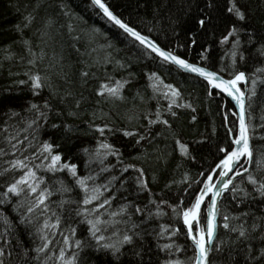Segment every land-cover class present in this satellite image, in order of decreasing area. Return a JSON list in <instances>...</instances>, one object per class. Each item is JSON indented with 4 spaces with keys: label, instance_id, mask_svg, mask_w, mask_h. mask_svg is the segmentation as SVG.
Instances as JSON below:
<instances>
[{
    "label": "trees",
    "instance_id": "1",
    "mask_svg": "<svg viewBox=\"0 0 264 264\" xmlns=\"http://www.w3.org/2000/svg\"><path fill=\"white\" fill-rule=\"evenodd\" d=\"M38 2L40 7L36 9ZM105 2L121 19L138 27L143 34L150 35L162 47L167 45L177 54L215 71L231 65V42L221 41L232 24L256 32V40L253 43H248V37L241 35L245 58L243 61H237L235 70L245 71L250 78L257 80L255 95H251L250 81L248 86L250 98L247 101V119L254 153V163L250 172L258 180L264 179V73L257 72V69H264V54L261 51V46L264 45V0H240L249 16L248 22L243 25L224 10L228 0H217L215 11L205 8L206 0H105ZM58 5L66 6L71 15L65 16ZM201 9L209 11L213 16V23L206 29L197 30L195 19ZM29 13L35 15L36 19L29 28H24V18ZM48 17L55 21L51 27H46ZM69 24L73 28L71 32L68 29ZM16 25L23 31H18ZM95 29L99 31L96 32ZM193 33L197 39L195 45L191 44ZM25 40L31 42L32 52L36 57L28 52ZM109 44L111 47H108ZM138 47V45L133 47L122 35V30L114 27L99 14L92 7L91 0H0V149L6 153L0 155V172L10 167L9 161L31 156L43 141H50L54 145H60L58 151L62 153L63 161L78 165L79 176L96 177L97 185L112 181L108 185L112 191L105 192L104 196L114 195L115 199L112 200L110 208L106 206L100 210L105 220L109 219L108 212L118 210L122 204L129 201L139 204L142 209L148 205V208L155 212V208L149 204L151 194H155L157 201L163 197L169 206H175L181 199L188 205L193 189L202 185L188 188L187 183L182 182L185 175L190 178L189 182L203 180L204 177L200 176V173L207 174L210 168H214L223 156L219 149L228 147L232 135L236 134L238 118L233 113L237 111L234 104L219 92L213 90L212 96L209 97L206 82L202 79L175 66H161L157 61L144 55ZM41 53L43 56L37 59L35 65L29 63V60L40 57ZM201 53L207 56V60H201ZM106 58H110L112 63H105ZM116 61L130 67L127 70L120 69ZM85 71L89 76L82 78L81 73ZM37 72L51 78L49 83L52 88L45 87L39 96H34L30 90L31 82L24 85L18 82L28 81L29 75ZM129 72L134 74V79L124 90L123 102L105 101L96 94L100 85L108 82L109 76L119 80L128 77ZM152 72L158 73L165 84H172L181 90L184 100L179 101L180 103H191L195 108V112L192 109H178V120L169 118L167 113L165 118H169L173 129L181 134L179 138L189 142L190 151L196 160L181 159L172 136L162 125L152 127L153 134L163 131L164 136L155 135L151 144L142 141L140 145L133 147L135 141L119 132L109 136V143L123 153L121 158L123 165L135 164L144 168L149 180L150 194L139 191L132 183L136 175L134 171L122 174V166L116 158L110 156L101 161L94 156H85L80 149L88 147L91 150L97 144L99 134L90 131L88 127L92 122L101 125L108 123L118 129L139 128L143 131L140 126L147 127L143 114L149 111L154 113L158 106L157 99H150L153 92L147 77ZM221 74L229 77L225 73ZM53 90L58 95H53ZM66 91L72 92L73 96L67 97L65 102L61 103L60 97ZM137 93L143 97V101L137 97ZM77 99L81 100L79 109L74 107ZM45 100H49L53 108L48 115V122L45 124L40 121L38 128L35 126L28 128V122L34 118L29 111L30 104L42 105ZM159 104L162 108L166 107L167 101L160 99ZM70 111L77 112V115L70 116L68 114ZM13 112L18 115L13 116ZM57 112L62 115H56ZM225 112L229 114L227 120L224 119ZM93 113L96 117L94 121ZM193 116L196 117L195 120L192 119ZM129 117L133 118L131 122ZM52 124H59L61 127L55 129L51 127ZM65 124L79 129L73 135L71 143L68 142L64 131ZM229 128L233 129V133L228 132ZM9 135H16L18 139L24 140L22 145L17 146L19 151L14 152L11 148L8 143ZM12 143L16 141L13 140ZM29 143L32 144L31 148ZM158 156L162 158L158 160ZM33 163L41 162L34 160ZM23 171L15 169L0 175V247L11 252V256L5 255L2 258L4 264H61L58 259L59 250L64 247L61 233L67 235L69 228L76 229L72 241L79 239L93 245L89 247L86 244L79 251L78 264H165L166 261L193 264L194 246L182 222L171 212V207L162 206L167 215L146 220L145 223H141L137 215H133L132 221L140 225L137 230L141 231L142 235L147 230L150 235L144 236L143 241L138 240L135 246L125 245L118 258L113 256L110 250H98L87 230L89 226L84 222V217L77 215L83 208V191L67 171L53 173L42 167L37 171V175L43 176L45 180L41 187L46 185L54 193L46 202L50 208L46 216L55 213L61 224L59 231L48 230L49 238L53 241L49 250L37 253L35 250L42 243L38 230L46 216L41 215L39 209L34 213H27L26 209L33 203L35 195L27 192L19 197L13 194L4 195L7 186L19 179ZM246 176L239 179L236 184L239 188H246L249 193H253L255 199H247L240 203L225 193L223 202L220 203L219 225L224 223L223 215L240 216L244 212L250 213L248 217L243 218L246 220V226L253 222L264 223L260 219L264 217V198L253 192V186L247 182ZM113 177L118 179L113 180ZM60 182L70 190L57 191ZM88 183L91 186L93 182ZM99 202L94 201L88 207L92 208ZM205 212L206 208L202 207V216ZM94 215L90 214L89 218H94ZM25 217L31 222L25 220ZM5 220L8 221L7 225L4 223ZM50 222L54 223L55 217ZM229 223L231 227L239 221L230 220ZM204 224L205 221L202 219L201 226ZM161 225L178 227L179 232L171 240L167 236L158 237L156 230ZM130 227L131 222L127 225L109 226L104 234L110 236L113 228L123 230ZM194 230H197L196 225ZM254 235L258 236L259 230ZM221 241L223 245L220 246V251H217L216 246L220 245ZM164 243H174L173 249L162 250L161 246ZM244 246L237 240V233L219 227L210 255V264H245ZM252 246L261 247L260 241H253ZM73 250L74 245L73 249L66 252V256L71 255ZM136 252H139L140 256L136 255Z\"/></svg>",
    "mask_w": 264,
    "mask_h": 264
},
{
    "label": "snow or ice",
    "instance_id": "2",
    "mask_svg": "<svg viewBox=\"0 0 264 264\" xmlns=\"http://www.w3.org/2000/svg\"><path fill=\"white\" fill-rule=\"evenodd\" d=\"M91 5L95 8L99 14H102L104 18L107 19L114 27L122 30V35L127 38L133 47H138V50H141L144 55L149 59L157 61L161 66H175L176 68L183 70L187 73L194 74L196 77L202 79L206 82L207 95L212 96L213 90H219L220 93H226L228 97H231L236 104L239 106L238 113H233L238 118V126L236 129V134L232 135L228 147H222L219 151L223 154L222 158L219 159L218 163L215 164L214 168H210L208 173H200V176L204 177L203 180H191L189 182V177L185 175V178L182 182L187 183L188 188H192L193 185H202L193 189L192 198L189 200L188 205L184 204V201L181 199L175 206H169L167 200L160 198L159 201L155 198V194H151V189L149 187V180L145 174L143 167H137L135 164L123 165L122 156L123 153L112 143H109L108 137L114 136L117 132L121 133L124 137L132 138L136 145H140L141 142H147L149 144L155 139V135L164 136V132L153 134V126H164V130L168 132L179 151L181 159H187L190 161H195L196 157L192 155L189 142L182 141L180 133L176 132L173 129V124L170 122L169 118L175 120L179 119L178 109H192L195 112L191 103H180L179 101L184 100L183 93L179 88L172 84H165L163 79L159 76L158 73L152 72L148 74V80L150 81L149 87L152 89L153 96L150 99H157L158 106L155 112H145L144 119L147 122V127L144 128L143 125L140 127L143 128L141 131L139 128H132L131 130L118 129L114 128L108 123L95 124L94 122L89 123L88 127L90 131L98 133L99 138L97 139V144L95 148L89 149L88 147H83L80 149L81 153L85 156H94L96 159H106L107 157H114L121 164L122 174L128 173L130 170L136 173L135 177L132 180V183L137 187L139 191L150 193L149 204L155 208V212H152L148 205H145L142 209L139 204H135L131 201L128 203L122 204L118 210L108 212L109 219L105 220L102 218L103 213L100 212L101 209L111 207L112 200L115 199V196L105 197V192H111L112 189L109 188V184L112 181H109L108 184L97 185L95 183L96 177L87 176L81 177L78 175V165L75 163H70L63 161V155L58 151L60 148L59 144L54 145L50 141H43L37 151H34L31 156H25L23 159L16 158L13 161H9V168L4 169L3 172H0V175H4L6 172L15 169L24 170L23 174L19 179L14 180L11 184L7 186L5 196L13 194L17 197L21 196L24 193L34 194L35 199L33 203L27 207V213H34L37 209L40 210L41 215H45L50 211L49 205L46 203L49 198L54 194L51 188L48 186L41 187L42 184H45L43 176H38L37 171L42 167L49 172H64L67 173L74 179L75 184L83 191L84 197L82 200L83 208L81 211L77 212V215L84 217V222L89 226L88 232L91 234V238L95 241V247L98 250H110L113 256L118 258L121 253V249L125 245L135 246L137 241H143L144 236L150 235L147 230L144 231V234H141V231L137 229L140 228L139 224H136L132 221V216L137 215V219L141 223H145L146 220H153L155 217H160L167 215L162 210V206L171 207V212L176 217L177 220L181 221L184 226H186V234L190 237L192 244L194 246V256L193 264H210L209 254L212 251V242L214 239H217V229L218 227H223L226 230L237 233V240L243 243L244 253H245V264H264V223L257 224L253 222L250 226H246V220L243 218L248 217L250 213L244 212L240 216H231L223 215L222 219L224 223L222 225L217 224V217L221 215L219 204L223 202L224 194L228 193L233 200H239L240 203H244L247 199H255L253 193H249L246 188H239L234 181L237 177H244L247 173L246 180L253 186V192L259 195L261 198H264V179L258 180L254 176L248 167H245L242 161L247 162L248 164L252 163L253 158V149L250 144V125L246 119V92L243 91L240 87V84H248L249 81L252 84L251 95H255V85L257 80L255 78H250L244 71H236L235 66L237 61H243V42L241 41V35H246L248 37V43H253L256 40V32L249 31L246 27H237L236 24H232L227 31V34L223 37L221 43L231 42L230 49V59L231 65L225 67L220 71H215L209 69L208 67L202 66L198 63L189 62L188 59L183 58L178 55L174 49L168 47L167 45L161 46L160 43H157L155 39H152L150 35L143 34L138 27L132 26L130 23L125 22L117 14H115L109 7L108 3L105 0H91ZM40 7L38 2L36 9ZM62 8L63 14L65 16H70L71 12L67 9L66 6L58 5ZM205 8L211 11H215L217 8V0H206ZM231 17H233L238 23L243 25L248 22L249 16L245 7L240 3V0H228V4L224 9ZM35 11V9H34ZM199 15L195 19L197 30L206 29L209 25L213 23V16L209 14V11H204L203 9L199 10ZM36 19V16L32 13H29L25 16L24 28H29L32 22ZM55 23L52 17H48L46 20V27H51ZM18 31H23L19 25H16ZM69 31H73L72 25H68ZM94 31L98 32V29ZM151 31V29H149ZM79 39V37H75ZM197 43L196 34L193 33L191 44L195 45ZM24 44L27 47L28 52L36 57V54L32 52L31 42L28 40L24 41ZM108 47H111L109 44ZM95 51V49H93ZM262 54H264V45L261 46ZM43 53L40 57L29 60V63L35 65L37 59H41ZM10 58V57H9ZM201 60H207V56L204 53H201ZM105 63H112L110 58L105 59ZM116 65L120 69L127 70L130 65L116 61ZM257 72L264 73V69H257ZM225 73L229 78H224ZM95 75V74H93ZM89 76L87 71L81 73L82 78ZM134 79V74L129 72L128 77H122L119 80H116L114 77L109 76L108 82L102 83L97 90V95L105 101H120L125 100L124 90L125 88L132 83ZM50 77L42 76L39 72L29 75L28 81L21 80L18 83L20 85L30 83V90L34 96H39L40 92L48 87L52 88ZM53 95H58V93L53 90ZM137 97L143 101V97L139 93L136 94ZM73 96V93L66 91L64 95L60 97V102L64 103L67 97ZM135 98V97H134ZM162 99L167 101V106L163 107L159 104V100ZM99 103V101H98ZM81 105V100H75L74 107L79 109ZM29 111L33 114L34 118L28 122L27 127L33 128L39 127L40 121L43 123L48 122V115L53 111L52 104L49 100H45L42 105L31 103L29 106ZM165 113L169 118H165ZM70 116H76L77 112L70 111L68 113ZM13 116L18 115V113L13 112ZM56 115L60 116L62 113L57 112ZM228 113H224V119H228ZM154 117V118H153ZM95 113H93V121L95 120ZM103 119V117H101ZM132 117H129V122L132 121ZM138 119V117L136 118ZM193 120L196 119L195 116L192 117ZM52 128L60 129L61 125L52 124ZM7 131V129H5ZM64 131L67 135L68 142H72V137L76 134L79 129L75 128L73 125L65 124ZM229 133H233V129H228ZM108 135H105V134ZM79 138V137H77ZM167 138V137H165ZM27 139V137H25ZM15 140L16 143H12ZM8 143L11 145V148L15 151H19L18 145H22L24 140H20L16 135L8 136ZM32 147V144L29 143V148ZM0 155H6V153L0 149ZM162 156H158L157 159H161ZM34 160H39L40 164H34ZM48 161V163H44ZM166 162V160H165ZM115 167V166H113ZM101 171H107V169H101ZM214 177L216 179L214 180ZM118 179V177H113V180ZM88 181H92L90 186ZM168 187V185H165ZM70 189L60 182V187L57 191L66 192ZM104 197L103 199H101ZM94 201H100L95 204L94 207L89 208L88 205H92ZM63 203V202H62ZM202 207L206 208V212L202 216ZM90 214H95L94 218H89ZM55 217V222H50L52 218ZM116 217L121 219L117 220ZM205 221L204 226H201V220ZM261 221H264V217L260 218ZM25 220L30 219L25 217ZM230 220L239 221L235 226L230 227ZM131 222L130 228H125L123 230L119 228H113L112 234L106 236L104 232L108 230L109 226L114 225H127ZM5 225L8 224V221L5 220ZM61 220L55 213H52L51 216H46L42 226L39 228L41 233V246L36 248L37 253H44L49 250V246L52 244V239L49 238L48 230L59 231ZM196 225L197 230L193 231V225ZM259 230V235H254ZM7 231V227L5 228ZM179 232L178 227H172L171 225H161L156 230L158 237H165L169 240ZM76 234L75 228H69L68 234L63 236L62 243L64 247L60 248L58 259L61 264H78L79 251H81L84 246L87 244L89 247L93 245L89 244L87 241H82L76 239L72 241V237ZM259 240L261 247L253 248L252 242ZM71 255L66 256V252L69 249H73ZM223 245V241L220 242V245L216 246V250L220 251V246ZM174 243H164L161 248L164 251H169L173 249ZM140 256L139 252L135 253ZM5 255L11 256V252L7 251L6 248L0 247V264H4L2 259ZM55 255V253H54ZM39 257H37L38 259ZM165 264H181L179 261H166Z\"/></svg>",
    "mask_w": 264,
    "mask_h": 264
},
{
    "label": "water",
    "instance_id": "3",
    "mask_svg": "<svg viewBox=\"0 0 264 264\" xmlns=\"http://www.w3.org/2000/svg\"><path fill=\"white\" fill-rule=\"evenodd\" d=\"M111 9V8H110ZM112 10V9H111ZM113 11V10H112ZM153 39V38H152ZM158 43V42H157ZM179 55V54H178ZM181 56V55H180ZM183 57V56H182ZM183 58H186V57H183ZM186 59H188V58H186ZM189 60V62H193V63H197V62H194V61H192V60H190V59H188ZM198 64H201V63H198ZM202 66H205V65H203V64H201ZM205 67H207V66H205ZM209 68V67H208ZM209 69H211V68H209ZM213 70V69H212ZM183 71V70H182ZM183 72H185V71H183ZM245 72V71H244ZM185 73H187V72H185ZM246 73V72H245ZM188 74H190V73H188ZM247 74V73H246ZM191 75H194V74H191ZM195 76V75H194ZM224 78H229V77H225L224 76ZM241 84H243V83H241ZM241 84H240V87H241V89L243 90V91H245L246 92V97H248V84H243V86H241ZM215 91H217V92H219V90H215ZM220 93V92H219ZM220 94H222L223 96H225L227 99H229L233 104H234V106H235V108H236V111H237V113H238V111H239V106L236 104V102L231 98V97H228L227 96V94L226 93H220ZM246 109H247V99H246ZM246 119H247V111H246ZM247 122H248V119H247ZM249 135H250V133H249ZM250 138H251V135H250ZM250 144H251V147H252V142H251V139H250ZM253 149V148H252ZM253 162H254V153H253V158H252V163L251 164H248L247 162H245V161H242V163L244 164V166L245 167H248L249 168V171H250V169H251V167H252V165H253ZM247 174V173H246ZM245 174V175H246ZM241 177H237L236 178V180L234 181V183H236V181H238L239 179H240ZM216 179V177H214V180ZM219 206V208H220V204L218 205ZM219 218H220V215L217 217V224L219 225ZM185 227V229H186V226H184ZM218 230H219V227H218V229H217V235H218ZM189 239H190V237H189ZM190 241H191V239H190ZM215 241H216V239H214L213 240V242H212V249H213V246H214V243H215ZM192 242V241H191ZM212 252V251H211ZM211 252H210V254H209V261H210V255H211Z\"/></svg>",
    "mask_w": 264,
    "mask_h": 264
},
{
    "label": "bare ground",
    "instance_id": "4",
    "mask_svg": "<svg viewBox=\"0 0 264 264\" xmlns=\"http://www.w3.org/2000/svg\"><path fill=\"white\" fill-rule=\"evenodd\" d=\"M225 77H226V76H225ZM253 163H254V162H253ZM252 166H253V165H252ZM251 168H252V167H251ZM250 170H251V169H250ZM246 175H247V174H246ZM246 175H245V176H246ZM241 178H242V177H241ZM241 178H240V179H241ZM236 182H237V181H236ZM194 227H195V224L193 225V231H195V230H194ZM218 231H219V230H218Z\"/></svg>",
    "mask_w": 264,
    "mask_h": 264
}]
</instances>
